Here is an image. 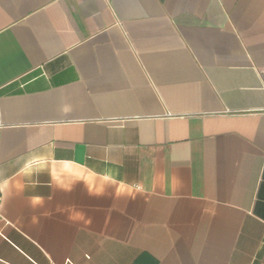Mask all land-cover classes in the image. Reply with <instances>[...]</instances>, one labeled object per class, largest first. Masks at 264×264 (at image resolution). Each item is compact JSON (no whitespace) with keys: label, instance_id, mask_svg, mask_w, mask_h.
Masks as SVG:
<instances>
[{"label":"crops","instance_id":"1","mask_svg":"<svg viewBox=\"0 0 264 264\" xmlns=\"http://www.w3.org/2000/svg\"><path fill=\"white\" fill-rule=\"evenodd\" d=\"M0 264H264V0H0Z\"/></svg>","mask_w":264,"mask_h":264},{"label":"built area","instance_id":"2","mask_svg":"<svg viewBox=\"0 0 264 264\" xmlns=\"http://www.w3.org/2000/svg\"><path fill=\"white\" fill-rule=\"evenodd\" d=\"M2 206H3V199H2V196L0 194V212H1ZM0 218H1V215H0Z\"/></svg>","mask_w":264,"mask_h":264}]
</instances>
